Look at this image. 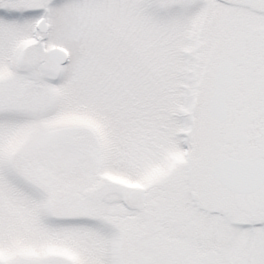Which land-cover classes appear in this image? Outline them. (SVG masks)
<instances>
[{
	"label": "snow or ice",
	"instance_id": "snow-or-ice-1",
	"mask_svg": "<svg viewBox=\"0 0 264 264\" xmlns=\"http://www.w3.org/2000/svg\"><path fill=\"white\" fill-rule=\"evenodd\" d=\"M0 264H264V0H0Z\"/></svg>",
	"mask_w": 264,
	"mask_h": 264
}]
</instances>
